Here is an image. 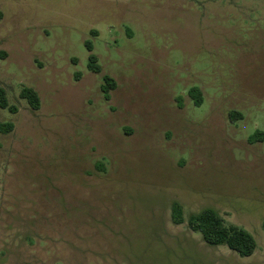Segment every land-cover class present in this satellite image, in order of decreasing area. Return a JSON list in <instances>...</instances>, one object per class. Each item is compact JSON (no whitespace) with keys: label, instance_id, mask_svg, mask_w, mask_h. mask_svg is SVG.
I'll return each instance as SVG.
<instances>
[{"label":"rangeland","instance_id":"rangeland-1","mask_svg":"<svg viewBox=\"0 0 264 264\" xmlns=\"http://www.w3.org/2000/svg\"><path fill=\"white\" fill-rule=\"evenodd\" d=\"M0 10V86L16 107L0 108L13 124L0 131V246L21 226L62 262L76 247L97 264H264V0H0ZM85 41L100 73L87 69ZM104 73L117 83L109 100ZM21 86L37 91V110ZM233 109L242 118L229 120ZM206 207L246 229L254 253L205 244L186 217Z\"/></svg>","mask_w":264,"mask_h":264},{"label":"trees","instance_id":"trees-1","mask_svg":"<svg viewBox=\"0 0 264 264\" xmlns=\"http://www.w3.org/2000/svg\"><path fill=\"white\" fill-rule=\"evenodd\" d=\"M3 17V12L0 10V20ZM89 51L87 59V69L93 73L101 72V65L98 63L97 56L92 52L93 46L91 42H84ZM0 55L4 53L0 52ZM76 60V59H74ZM81 73L76 72L75 77H80ZM102 83L100 90L105 100L110 99V91L117 86L115 79L109 74H102ZM188 95L193 100L195 105L202 103V93L199 87L193 86L189 89ZM20 96L26 100L32 110H37L40 107V98L37 91L31 86H21ZM0 108L7 109L10 112H15L16 107L9 104L6 90L0 86ZM227 118L231 121H236L242 118V113L238 110H231L227 113ZM13 128L11 122L0 123L1 132H9ZM262 136L260 137V139ZM98 170H103L100 163L96 164ZM171 220L174 224H180L185 220L182 206L178 202L171 204ZM187 226L193 231L200 234L205 244L209 246H226L229 250L237 253L239 256H250L256 249L254 237L244 228L228 223L221 214L212 208H202L198 211L189 212L186 217ZM25 226V224H24ZM264 230V221L261 224ZM33 228V224H32ZM35 229H24L21 226L14 228V231L5 237V242L0 246V264L3 262L12 264H97L93 262L81 261L84 258L83 252L76 247H72V260H62L55 255L56 248L52 244H47L44 239L40 238ZM15 243L10 251V244ZM40 250L37 252V250ZM80 251V252H79ZM10 255H14L10 261ZM75 258V259H74ZM76 258L78 260H76ZM108 263V262H104ZM110 264H114L109 262ZM116 264H132L130 261H121Z\"/></svg>","mask_w":264,"mask_h":264}]
</instances>
